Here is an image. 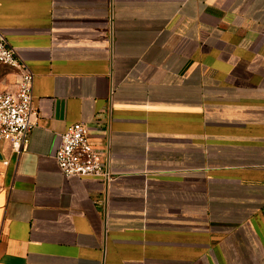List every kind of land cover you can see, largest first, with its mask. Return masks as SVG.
<instances>
[{
	"label": "crops",
	"instance_id": "1",
	"mask_svg": "<svg viewBox=\"0 0 264 264\" xmlns=\"http://www.w3.org/2000/svg\"><path fill=\"white\" fill-rule=\"evenodd\" d=\"M0 31L38 115L0 264H264V0H0ZM81 120L107 179L57 165Z\"/></svg>",
	"mask_w": 264,
	"mask_h": 264
},
{
	"label": "built area",
	"instance_id": "2",
	"mask_svg": "<svg viewBox=\"0 0 264 264\" xmlns=\"http://www.w3.org/2000/svg\"><path fill=\"white\" fill-rule=\"evenodd\" d=\"M0 64L15 70L17 77L12 87L0 91V143L10 142L13 151L19 153L38 116L33 104L34 75L1 31ZM55 159L65 177L110 176L103 152L93 143L89 124L82 120L70 124L60 134Z\"/></svg>",
	"mask_w": 264,
	"mask_h": 264
},
{
	"label": "rangeland",
	"instance_id": "3",
	"mask_svg": "<svg viewBox=\"0 0 264 264\" xmlns=\"http://www.w3.org/2000/svg\"><path fill=\"white\" fill-rule=\"evenodd\" d=\"M8 68L0 64V91L8 86V81H6L5 76ZM2 170L0 169V184H2Z\"/></svg>",
	"mask_w": 264,
	"mask_h": 264
}]
</instances>
